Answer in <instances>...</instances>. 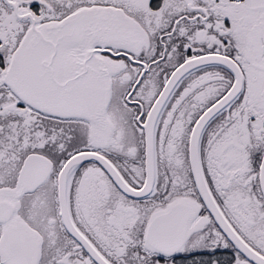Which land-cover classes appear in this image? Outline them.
<instances>
[{
	"label": "snow or ice",
	"instance_id": "1",
	"mask_svg": "<svg viewBox=\"0 0 264 264\" xmlns=\"http://www.w3.org/2000/svg\"><path fill=\"white\" fill-rule=\"evenodd\" d=\"M0 264H264V0H0Z\"/></svg>",
	"mask_w": 264,
	"mask_h": 264
}]
</instances>
